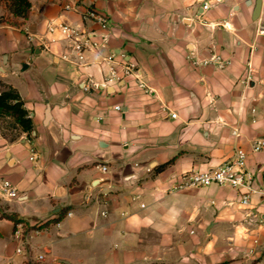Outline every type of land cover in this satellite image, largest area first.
<instances>
[{
    "label": "crops",
    "instance_id": "obj_1",
    "mask_svg": "<svg viewBox=\"0 0 264 264\" xmlns=\"http://www.w3.org/2000/svg\"><path fill=\"white\" fill-rule=\"evenodd\" d=\"M29 1L19 27L0 23V80L33 123L30 136L0 131V181L18 190L0 198V264H264V199L242 205L216 184L174 189L237 147L264 179V147L251 151L264 139V0L256 17L255 0ZM87 8L109 19L106 45L81 63L63 59L67 42L47 24L99 32ZM112 51L137 64L146 88L133 76L100 85ZM212 54L230 63L191 62Z\"/></svg>",
    "mask_w": 264,
    "mask_h": 264
},
{
    "label": "built area",
    "instance_id": "obj_2",
    "mask_svg": "<svg viewBox=\"0 0 264 264\" xmlns=\"http://www.w3.org/2000/svg\"><path fill=\"white\" fill-rule=\"evenodd\" d=\"M78 4L76 0H66L63 5L64 10H77ZM203 8L206 9L207 5L204 4ZM83 20L92 21L96 23L100 31L95 30H81L79 27L67 23L65 21H50L47 24V32L53 34L58 32L62 38L67 42L69 53H63L62 58L75 63H81L84 61V53L87 50H101L105 47L109 19L104 13H101L93 8H87L82 15ZM264 33V31H260ZM29 41L33 40V37L28 38ZM55 38H50L49 41H54ZM45 45V42H42ZM118 53L108 52L102 57V62L106 63L108 66V74H106L104 81L100 83L101 86L105 87L111 82H116L125 76H133L138 82L139 86L146 88L145 82L141 78V72L137 67V64L128 58H122L121 62L116 61ZM192 58V57H191ZM193 65H207L215 64L219 67H224L230 63L229 60H222L220 56L212 54L209 57L191 60ZM116 110L120 109L119 105L115 106ZM166 109V108H164ZM172 117L175 116L174 113L171 114ZM264 147V139L255 140L251 145V151L257 152L262 150ZM246 157L247 152L240 147L235 148L232 156L225 162L219 164L218 166L205 170H190L184 172L179 179L178 184L174 187L176 190L189 187H204L212 184L219 186H228L239 192V202L242 205H248L250 202V196L252 194H257L262 199H264V179L258 181L255 174L246 167ZM38 158L37 150L33 147H29L28 159L30 161H36ZM102 171H106L107 167L105 165H100ZM18 197V190L16 186L8 179H2L0 181V198H10L16 199ZM71 213L68 212L67 215ZM250 216V214H246ZM18 230L14 233L18 234ZM247 239V235L243 236ZM252 246L245 251V255L250 256L256 252V247L258 241L256 239L252 240ZM20 251V249H17ZM41 257V256H39ZM264 260V253L262 254ZM251 264V262H248Z\"/></svg>",
    "mask_w": 264,
    "mask_h": 264
},
{
    "label": "trees",
    "instance_id": "obj_3",
    "mask_svg": "<svg viewBox=\"0 0 264 264\" xmlns=\"http://www.w3.org/2000/svg\"><path fill=\"white\" fill-rule=\"evenodd\" d=\"M0 5L4 13L0 15V23H7L19 27L29 16L31 3L29 0H0ZM33 130V123L28 111L25 109L23 101L18 91L11 85L0 80V131L9 139H14L24 132L30 136ZM165 164L159 166L163 168ZM67 209H62L57 218L50 219L35 229L48 226L50 223L58 222L65 214ZM2 217L10 219L14 224L22 220L16 214H1Z\"/></svg>",
    "mask_w": 264,
    "mask_h": 264
},
{
    "label": "water",
    "instance_id": "obj_4",
    "mask_svg": "<svg viewBox=\"0 0 264 264\" xmlns=\"http://www.w3.org/2000/svg\"><path fill=\"white\" fill-rule=\"evenodd\" d=\"M260 4H261V0H255L254 10H253L254 17H256L259 13Z\"/></svg>",
    "mask_w": 264,
    "mask_h": 264
},
{
    "label": "rangeland",
    "instance_id": "obj_5",
    "mask_svg": "<svg viewBox=\"0 0 264 264\" xmlns=\"http://www.w3.org/2000/svg\"><path fill=\"white\" fill-rule=\"evenodd\" d=\"M33 264H37V263H33Z\"/></svg>",
    "mask_w": 264,
    "mask_h": 264
}]
</instances>
